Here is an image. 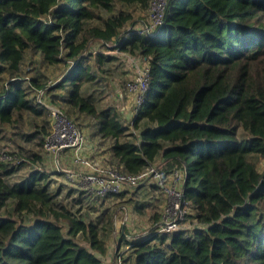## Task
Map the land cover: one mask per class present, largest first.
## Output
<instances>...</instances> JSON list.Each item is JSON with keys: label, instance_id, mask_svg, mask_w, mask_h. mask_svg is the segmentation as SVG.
Returning <instances> with one entry per match:
<instances>
[{"label": "trees", "instance_id": "trees-1", "mask_svg": "<svg viewBox=\"0 0 264 264\" xmlns=\"http://www.w3.org/2000/svg\"><path fill=\"white\" fill-rule=\"evenodd\" d=\"M149 2L0 0V135L9 128L42 148L49 110L41 92L74 122L91 118L118 171L182 169L191 226L153 229L133 242L121 231L131 264H264V0H168L153 36L144 28ZM130 5L145 10V20ZM91 39L145 61L149 84L129 125L121 110L99 107L86 92L115 59L97 51L91 63L84 53ZM27 51L46 65L74 63L51 84L43 73L27 74ZM15 148L0 146V264H106L112 218L98 205L109 197L131 203L130 188L62 194L63 184L51 187L55 178L37 166L43 152ZM28 164L26 176L12 180Z\"/></svg>", "mask_w": 264, "mask_h": 264}, {"label": "rangeland", "instance_id": "rangeland-1", "mask_svg": "<svg viewBox=\"0 0 264 264\" xmlns=\"http://www.w3.org/2000/svg\"><path fill=\"white\" fill-rule=\"evenodd\" d=\"M162 5L163 3L161 6ZM135 7L134 5H130L128 6V9L132 11L137 18L145 20L147 12ZM139 19L135 23L136 28L140 26ZM94 23L96 24L98 22L94 21ZM131 26L132 25H130V27ZM97 51L103 52L106 55H113L115 56V59L103 65V77L99 80V84L96 85L94 83H89L85 85L86 92L93 93L94 99L99 107L112 106V108L116 110H121L122 112L120 114L122 120L129 125L133 119V107L136 99L134 96L135 94L126 91L125 82L132 80L137 76L134 64L144 66L145 61L141 57H127L124 54H120L117 50L103 47L99 40L91 39L87 48L84 50L85 54L91 52V57L89 58L91 63L93 62L94 54ZM73 63L74 62L68 64L59 63L55 65H46L40 62L39 54H33L31 51H27L23 65L26 70H29L30 73L28 72V75L35 71L37 73L40 72V74L43 73V78L53 84L61 80L68 73L73 66ZM39 93L40 92L37 93V96ZM74 120L75 124L84 134L85 146L82 150L83 156L90 160L92 164L98 166L110 165L108 163V143L110 141L101 140L98 136H95V127L91 118L80 115L78 119ZM142 126L143 124L141 127ZM23 128L24 132H28L29 126L27 124H25ZM18 136L19 135L15 134L14 131L6 128L3 134L0 135V146L3 145L6 148H9V150H12L16 149L15 147L18 143L25 146V154L28 152H35L36 150L40 153L43 152V162H39L37 166L47 170L49 174L55 178L54 180L56 181L51 187L55 188L60 183L63 184L62 194H65L70 188H75L77 191L87 188L89 184L83 181L80 174L78 175L80 172H86L87 168L81 165L72 164L73 152L68 150L66 152H58L57 154H45V152L42 151L43 149L36 146L33 140L29 143H24L23 139ZM258 167L260 169L264 168L263 160L258 161ZM31 168V164L24 165L13 175L12 180L26 176ZM66 173L68 175H66ZM150 184V182L147 183L149 188H144L145 186L141 185L138 188H130L128 194L125 195V198L132 196L131 203L126 202L125 200L127 199H122L125 203L121 204L123 201L120 202V198L116 200L111 197L102 200L103 203H99V209L108 207L112 218V225L107 226L108 228L105 232L106 238L111 243V246L109 253L103 257L104 263L127 264L125 263L126 261H124V263H121L122 260L119 262V259L114 256L116 250L115 241L119 240L121 231L130 234L132 237L139 238L147 235L151 230L155 229V225L157 224V221L153 222V219L155 220V213L159 212L161 216V213L164 212L166 208L168 196L166 191L164 192L162 189L158 188L155 190L150 188ZM75 195L76 193L73 192L71 196ZM135 205H141L142 211L139 212L138 209L135 208ZM188 222H190L189 219L188 221L184 219L179 222V226L188 228L191 226ZM142 233L144 234L141 235ZM84 244L86 245L87 243ZM126 246L125 248H129V245ZM121 248L124 249V246Z\"/></svg>", "mask_w": 264, "mask_h": 264}, {"label": "built area", "instance_id": "built-area-1", "mask_svg": "<svg viewBox=\"0 0 264 264\" xmlns=\"http://www.w3.org/2000/svg\"><path fill=\"white\" fill-rule=\"evenodd\" d=\"M167 1L150 0L148 22L144 23V28L148 35L153 36L160 30ZM162 3L163 5L161 6ZM134 66L136 67L137 76L125 82V89L135 94V104L137 105L141 102L142 95L149 84V73L146 65L138 66L134 64ZM40 95L41 92L38 95V100L49 110V129L44 135L42 144L45 154H57L68 150L73 152L72 164L87 168L86 172L78 173V175L82 176L83 181L89 184L86 190L101 196H106L111 192L117 193L124 189L125 186L127 188H135L145 182L156 184L159 189L166 191L168 201L154 230L167 232L179 228V222L184 220L188 212L182 200L181 186L185 174L182 169H174L169 174H165L160 168V163H154L138 174H127L118 171L111 165L98 166L92 164L90 160L83 156L82 150L85 146V139L80 128L59 107L42 102ZM66 175L68 174L66 173ZM126 237L130 241L138 239L130 234H126Z\"/></svg>", "mask_w": 264, "mask_h": 264}, {"label": "crops", "instance_id": "crops-1", "mask_svg": "<svg viewBox=\"0 0 264 264\" xmlns=\"http://www.w3.org/2000/svg\"><path fill=\"white\" fill-rule=\"evenodd\" d=\"M122 246H124V249L121 248ZM125 246H126V244L124 242H122V243L119 244V240H116L115 241V247H116L115 253L116 252H119V250H120L119 257L118 258H120L123 261V263H124V261H126L125 263L131 264L132 258L130 256L127 258L128 252H127V248H125Z\"/></svg>", "mask_w": 264, "mask_h": 264}]
</instances>
